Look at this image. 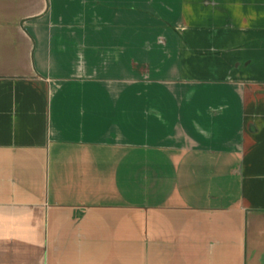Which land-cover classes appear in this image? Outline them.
<instances>
[{"label":"crops","instance_id":"obj_1","mask_svg":"<svg viewBox=\"0 0 264 264\" xmlns=\"http://www.w3.org/2000/svg\"><path fill=\"white\" fill-rule=\"evenodd\" d=\"M0 264H264V0H0Z\"/></svg>","mask_w":264,"mask_h":264}]
</instances>
